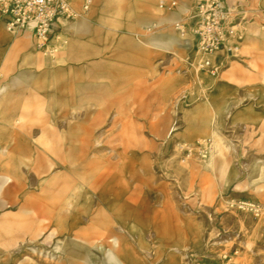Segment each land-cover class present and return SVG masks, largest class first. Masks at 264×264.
I'll use <instances>...</instances> for the list:
<instances>
[{
	"label": "rangeland",
	"instance_id": "374dc122",
	"mask_svg": "<svg viewBox=\"0 0 264 264\" xmlns=\"http://www.w3.org/2000/svg\"><path fill=\"white\" fill-rule=\"evenodd\" d=\"M178 1L92 0L41 49L0 18V226L28 201L54 215L0 264H264V0H228L235 34L211 55L173 25L198 0ZM85 227L103 238L88 257Z\"/></svg>",
	"mask_w": 264,
	"mask_h": 264
},
{
	"label": "built area",
	"instance_id": "2783aa9c",
	"mask_svg": "<svg viewBox=\"0 0 264 264\" xmlns=\"http://www.w3.org/2000/svg\"><path fill=\"white\" fill-rule=\"evenodd\" d=\"M76 0H0V17L10 32L27 31L36 40V48L45 47L52 26L60 18L76 16L89 10L92 0H82L80 10L75 8ZM178 0H160V7L172 10ZM185 16L176 20L175 29L195 40L196 48L203 54L211 55L223 42L235 34L233 21L236 17V4L228 0H198L187 8ZM187 40V39H186ZM248 208L256 216L261 214L257 204L238 203Z\"/></svg>",
	"mask_w": 264,
	"mask_h": 264
},
{
	"label": "bare ground",
	"instance_id": "6f19581e",
	"mask_svg": "<svg viewBox=\"0 0 264 264\" xmlns=\"http://www.w3.org/2000/svg\"><path fill=\"white\" fill-rule=\"evenodd\" d=\"M28 43V39H23V44L25 45ZM93 165H95L93 162H89L86 164V167L91 168ZM101 173L94 174L93 172L88 175V185L87 187L94 191L97 189V183L101 181ZM61 180V177H58L55 182L59 183ZM53 209L58 208L57 215L61 217V211L65 206H68L69 202L66 200H62L59 198H56L54 195L51 197V202ZM15 205V202L12 200L3 201L0 203L1 207H12ZM40 204L35 202H25L23 204H20V209L24 212V216H22V220L20 223H15V229L8 230L4 226H0V257H3V261L7 260H15V262L18 261L20 253H22L25 250V247L22 246L24 244V240H31L35 237H38L42 234V232L46 229L45 225L43 223L42 219H39V217H45V218H52L54 217L53 213H51L50 209H44L41 208L38 210L37 216H32L30 214H27L29 209H38ZM57 216V217H58ZM91 219L90 224L91 226H97L100 228H104L108 223V218L104 214L98 215L97 212L92 213V215L89 217ZM90 226V227H91ZM17 230H20V232H17ZM85 239L81 242V248L83 249L82 257H88L90 255V251L94 249L101 251L103 248V238L101 236L96 237L100 231H96V233H91L89 230L86 229V227L83 229ZM95 240V241H94ZM16 247V248H15ZM18 247V248H17ZM17 249L18 253L16 255L12 254L13 249ZM38 253H42L40 249H37ZM76 255H80V253L76 249H72L69 251V257L65 258L62 262H52V264H82L80 263L81 260H78L76 258ZM75 256V257H74Z\"/></svg>",
	"mask_w": 264,
	"mask_h": 264
},
{
	"label": "crops",
	"instance_id": "0c3cea01",
	"mask_svg": "<svg viewBox=\"0 0 264 264\" xmlns=\"http://www.w3.org/2000/svg\"><path fill=\"white\" fill-rule=\"evenodd\" d=\"M1 18V17H0ZM2 19V18H1ZM4 23V22H3Z\"/></svg>",
	"mask_w": 264,
	"mask_h": 264
}]
</instances>
